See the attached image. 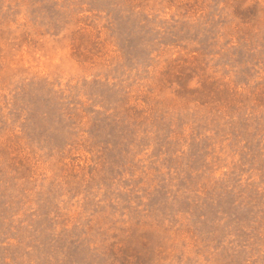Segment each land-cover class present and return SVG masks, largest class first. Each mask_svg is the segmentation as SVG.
<instances>
[{
  "label": "rangeland",
  "instance_id": "374dc122",
  "mask_svg": "<svg viewBox=\"0 0 264 264\" xmlns=\"http://www.w3.org/2000/svg\"><path fill=\"white\" fill-rule=\"evenodd\" d=\"M0 264H264V0H0Z\"/></svg>",
  "mask_w": 264,
  "mask_h": 264
}]
</instances>
